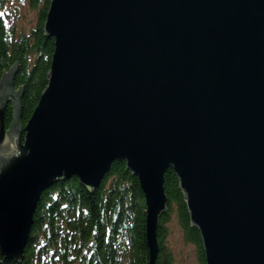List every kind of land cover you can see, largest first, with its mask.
I'll list each match as a JSON object with an SVG mask.
<instances>
[{
    "label": "water",
    "instance_id": "95a60500",
    "mask_svg": "<svg viewBox=\"0 0 264 264\" xmlns=\"http://www.w3.org/2000/svg\"><path fill=\"white\" fill-rule=\"evenodd\" d=\"M43 33L54 51L25 125L17 67L0 77L1 256L22 261L43 191L76 177L92 193L121 160L147 264L169 169L205 264H264V0H50Z\"/></svg>",
    "mask_w": 264,
    "mask_h": 264
},
{
    "label": "trees",
    "instance_id": "16d2710c",
    "mask_svg": "<svg viewBox=\"0 0 264 264\" xmlns=\"http://www.w3.org/2000/svg\"><path fill=\"white\" fill-rule=\"evenodd\" d=\"M0 0V77L16 66L15 88H22V124L30 118L47 86L54 41L43 33L50 0H22L36 14L27 33L7 27ZM10 108L5 126L10 125ZM166 212L157 229L160 245L156 264H174L164 249V224L176 215L185 242L196 248L205 264L199 232L189 221L185 199L171 169L164 175ZM145 201L138 179L116 160L99 187L89 193L76 177L59 180L40 195L23 259L15 263L3 258L0 264H147Z\"/></svg>",
    "mask_w": 264,
    "mask_h": 264
},
{
    "label": "rangeland",
    "instance_id": "374dc122",
    "mask_svg": "<svg viewBox=\"0 0 264 264\" xmlns=\"http://www.w3.org/2000/svg\"><path fill=\"white\" fill-rule=\"evenodd\" d=\"M7 27H15L16 34L27 33L36 23V14L27 7L25 1L8 0L2 10ZM167 236L164 239V249L174 260V264H200L196 248L184 241L183 233L178 225L175 214H172L164 224Z\"/></svg>",
    "mask_w": 264,
    "mask_h": 264
}]
</instances>
